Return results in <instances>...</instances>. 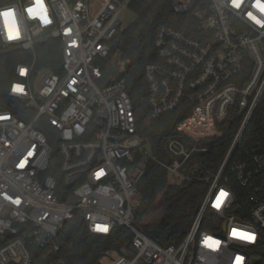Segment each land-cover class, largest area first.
<instances>
[{
  "label": "built area",
  "instance_id": "built-area-1",
  "mask_svg": "<svg viewBox=\"0 0 264 264\" xmlns=\"http://www.w3.org/2000/svg\"><path fill=\"white\" fill-rule=\"evenodd\" d=\"M132 1L42 0L51 21L42 25L29 18L36 0H0V57L25 55L9 85L0 84V264H33V245L58 251L63 226L77 216L91 234L127 230L128 255L105 250L100 264H236L237 256L240 264H264V135L238 149L264 94V28L247 19L251 12L264 20L256 0L239 9L230 0H172L175 12L194 20V34L158 28L155 60L142 68L145 102L150 120L184 105L189 112L158 156L112 59L120 13ZM9 11L16 39L8 38ZM48 39L60 44V72L37 67L36 44ZM234 123L222 160L201 170L197 155L209 150L202 142L223 137ZM148 159L174 182H208L178 244H159L135 224ZM233 181L244 188L242 200ZM221 191L230 195L217 209L212 202ZM233 229L255 233V242L234 238Z\"/></svg>",
  "mask_w": 264,
  "mask_h": 264
},
{
  "label": "trees",
  "instance_id": "trees-1",
  "mask_svg": "<svg viewBox=\"0 0 264 264\" xmlns=\"http://www.w3.org/2000/svg\"><path fill=\"white\" fill-rule=\"evenodd\" d=\"M202 0H197L200 4ZM129 6L138 14L135 27L121 28L114 37V47L122 50L123 56L129 59L125 70L117 78L124 79L127 92L132 98L134 109L139 121L138 127L142 135L151 144L153 154H163V141L167 136L177 134L176 123L184 118L189 110L187 105L181 106L171 114L161 116L157 120H150L145 102V82L142 68L146 61L155 60L154 37L158 28L163 24L173 25L194 34V20L189 15L179 14L172 7V0H133ZM36 62L38 68H46L52 72L61 70V50L57 40L48 39L36 44ZM25 56L22 51H13L0 57V84L9 85L13 78L15 66ZM114 71L106 72V75ZM9 106V104H8ZM238 128V124H228L223 127L224 135L218 139L202 142L209 147L208 152L197 155L201 163V170L207 171L212 163H219L231 138ZM264 135V94L259 101L258 109L253 115L249 126L240 140L239 148L252 146ZM147 170L139 183V194L142 204L137 209L135 224L137 228L146 232L155 242L163 245L178 244L185 236L189 226L197 214L208 188V182L193 180V182L177 183L169 176L166 169L152 159L147 160ZM53 174L60 180L58 169ZM234 183V181H233ZM240 200L243 199L244 188L236 182L233 184ZM160 199L156 215L149 221L143 222V216L154 208ZM208 217H214L208 213ZM109 236L90 233L81 217L66 223L59 235V250L47 253L45 249L31 246L33 264H100L99 259L105 250H120L126 247L127 230L116 228Z\"/></svg>",
  "mask_w": 264,
  "mask_h": 264
},
{
  "label": "clouds",
  "instance_id": "clouds-1",
  "mask_svg": "<svg viewBox=\"0 0 264 264\" xmlns=\"http://www.w3.org/2000/svg\"><path fill=\"white\" fill-rule=\"evenodd\" d=\"M243 3V0H230V6L233 9H239L241 7V4ZM253 8L258 10L262 16H264V4H261L259 0H256V2L253 4ZM29 11V18H39L40 22L42 25H48L51 23L49 20L47 13H46V8L44 4L42 3V0H36V5L35 7L31 8L28 10ZM4 18H5V23L8 26V38L9 39H16L19 38L17 30H16V25L13 20V13L12 12H6L4 13ZM247 19L251 21L254 25L260 28H264V20L258 19L254 14L251 12L248 13ZM23 74V71L21 72ZM22 91L21 88L15 87L13 88V92L20 93ZM99 175H103V173H100ZM227 198L230 194L226 193ZM100 231H106V228H101ZM249 235L252 236V239L247 241V243L251 244L255 242V233H249ZM211 238V237H207ZM243 257H240V261H243Z\"/></svg>",
  "mask_w": 264,
  "mask_h": 264
},
{
  "label": "rangeland",
  "instance_id": "rangeland-1",
  "mask_svg": "<svg viewBox=\"0 0 264 264\" xmlns=\"http://www.w3.org/2000/svg\"><path fill=\"white\" fill-rule=\"evenodd\" d=\"M120 22L122 28H126L129 26L135 27L138 23V14L135 9L131 6H127L125 9H123L120 13ZM112 59L115 61L116 65L114 67L117 69L116 71L120 76V74L125 70L126 64L129 62V59L124 58L122 50H119L117 47H115L113 51ZM159 203L160 199L157 200L154 208L151 209L149 213H146L143 216V222H149L156 215ZM116 251L117 250L113 249L111 255H116Z\"/></svg>",
  "mask_w": 264,
  "mask_h": 264
},
{
  "label": "snow or ice",
  "instance_id": "snow-or-ice-1",
  "mask_svg": "<svg viewBox=\"0 0 264 264\" xmlns=\"http://www.w3.org/2000/svg\"><path fill=\"white\" fill-rule=\"evenodd\" d=\"M226 193H224L223 191H221L220 193H218L215 197V200L212 202V206L214 208H217L219 209L221 204L224 203V199L226 197ZM232 236L234 238H237V239H240V240H246V241H249L252 239V236L249 235L248 232H244V231H237L236 229H233V232H232ZM207 243V241H206ZM213 244H218L219 242L218 241H215V242H212ZM236 264H240V257L237 256V259H236Z\"/></svg>",
  "mask_w": 264,
  "mask_h": 264
},
{
  "label": "water",
  "instance_id": "water-1",
  "mask_svg": "<svg viewBox=\"0 0 264 264\" xmlns=\"http://www.w3.org/2000/svg\"><path fill=\"white\" fill-rule=\"evenodd\" d=\"M119 252H120L122 255H125V256H127L128 253H129L128 249H126V248H121V249L119 250Z\"/></svg>",
  "mask_w": 264,
  "mask_h": 264
}]
</instances>
